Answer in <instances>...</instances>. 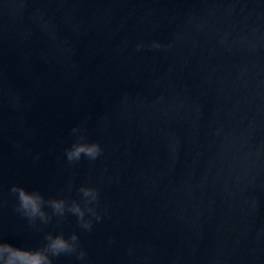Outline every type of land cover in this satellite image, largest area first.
<instances>
[{
  "label": "water",
  "instance_id": "1",
  "mask_svg": "<svg viewBox=\"0 0 264 264\" xmlns=\"http://www.w3.org/2000/svg\"><path fill=\"white\" fill-rule=\"evenodd\" d=\"M48 234L53 264H264V0H0V240Z\"/></svg>",
  "mask_w": 264,
  "mask_h": 264
},
{
  "label": "clouds",
  "instance_id": "2",
  "mask_svg": "<svg viewBox=\"0 0 264 264\" xmlns=\"http://www.w3.org/2000/svg\"><path fill=\"white\" fill-rule=\"evenodd\" d=\"M98 151L99 147L95 143H77L68 150L67 156L70 160L79 159L81 153L95 157ZM14 191L17 193L19 209L26 217L31 220L39 218L41 221L48 219V214L43 207L45 201L39 192H29L23 187H16ZM81 192L89 200L96 198L93 189L82 188ZM47 203L58 215L64 214L66 203L63 199H51ZM67 207L79 219L83 220L84 210L79 203L73 201ZM45 239L46 243L43 247L38 248L20 247L6 240H0V264H53L52 257L72 250L76 237L73 235L71 239H66L60 234L54 236L48 234Z\"/></svg>",
  "mask_w": 264,
  "mask_h": 264
}]
</instances>
